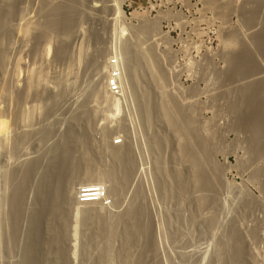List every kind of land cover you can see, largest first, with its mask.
I'll use <instances>...</instances> for the list:
<instances>
[{"label": "bare ground", "instance_id": "bare-ground-1", "mask_svg": "<svg viewBox=\"0 0 264 264\" xmlns=\"http://www.w3.org/2000/svg\"><path fill=\"white\" fill-rule=\"evenodd\" d=\"M65 1L67 2V0H65ZM83 1H86V0H75V1L73 0V2L75 4L79 3V5L82 4ZM240 1H242L243 2L242 4H244L245 2L247 3L248 0H240ZM207 2L211 7L213 6L212 8H215V9L217 8V12L219 11L222 14H224V12H226V11L228 12V10L230 11V10L234 9L237 11V9H239V12L241 11L240 16H242V19H241L242 24H247V23L251 24L252 20L256 18L255 16L261 14V13H257L256 9L258 7L255 8L256 6L251 8V9H248L247 6H245V5H239V6L235 5L234 4L235 2H233L232 0L227 1V2H224V0L223 1L208 0ZM19 3H22V0H0V29L3 27L5 29H7L6 27H8V25L6 26V24L10 20H12L13 18L19 17V13H20L19 7H18ZM39 3H40V0H39ZM44 3H45V1H44ZM84 3H86V2H84ZM69 4H71V3H69ZM45 5H46V3H45ZM263 5H264V1H263ZM65 6L66 5H64V8H63V5L59 4V5L51 8V9H49V12L47 13L48 16H50V15L52 16L53 15L52 13H55L56 15L58 12L63 13L64 10H67L65 8ZM70 6L72 7L74 5H70ZM104 6H105V4H104ZM66 7H68V6H66ZM236 7H239V8L236 9ZM39 8H41V6ZM39 8H38V10H39ZM80 8H81V6H80ZM111 8H109V9H111ZM260 8L261 7H259L258 10H260ZM102 10H103V8H102ZM43 12H47V11H43ZM66 12H69V11L67 10ZM60 13H58V14H60ZM262 13H263V11H262ZM43 15H44V13H43ZM64 15H66V14H64ZM27 16H29V15H27ZM68 16H70V15H68ZM262 16H263V18L261 19V21L263 20V22H261L260 30L254 32L252 34L250 33L249 35H247L248 33L246 34L248 37V40L251 42L250 43L251 47L247 44V41L243 40V37H241L242 36V35H240L241 31L239 32L238 30H236L235 32H232L228 35V38H227L228 41H227V43L224 42L225 43L224 45L227 44L226 46H228L229 48H231V47L234 48L235 53L232 56H228V55L226 56L225 55L226 56L225 61L229 60L232 63V66L230 65L231 66L230 69L228 71L224 72V74H223V76L225 75V79L222 78V79L226 80L228 82V84L227 85L225 84L227 87H225V86L222 87V90L218 88L219 90H221L220 92H218L219 90L216 91V93L217 92L220 93V94H218V96L216 95L217 97H220V99H221V96L225 99L226 98L228 99V96L232 95V99L230 98L231 100H229L227 103V110L225 112V113H228L230 116V117L229 116L228 117L231 118L230 127L232 129L236 130V132L238 131L239 133H242L244 135V141L243 142L245 143L246 151H247L248 155L250 156V159L256 158V159H260V160L262 158H264V15H262ZM21 17H22V15H21ZM25 17L23 16V18H25ZM60 17H61V15H60ZM50 18L48 17V20L43 21L42 23L39 22L36 24L33 21H32L33 24H31L32 22L30 21L31 22L30 25L32 28L30 26L26 27L27 25L24 26L22 23L21 27L23 25V27H26L27 30L25 28L20 29L19 28L20 26H17L16 24L15 25L17 27L14 29L22 31V34H24L26 36V33L28 35H29V33H32L29 31L30 28H31V31L34 28L37 32L35 30H33L36 32V36L33 35V37H35L33 39H35L34 42L36 41L37 44L39 43V41H41L42 39H44L47 36H51V37L58 39L59 44H57V46H55L54 51H53V48H51L52 45L50 46V41L46 42L43 45L44 47L42 46L43 47L42 50H43V54H45V53L47 54L52 49V51L54 53L53 54L54 57L56 58V60L60 61V60L65 59V55L67 54L66 52L68 50L66 48H68V47H66V42H67V39L69 38V36L71 35L74 27L76 26V20L73 18L72 21L68 20V22H66L65 21V20H67L66 19L67 17H66L64 19L58 18L60 21L57 20L58 21L57 22V21H55L56 19L52 20ZM69 18L71 19V17H69ZM61 19L64 22H62ZM257 19H258V16H257ZM13 20H15V19H13ZM18 24H19V22H18ZM10 25H12V24H10ZM10 25H9V27H10ZM154 25L153 24L150 25V23L148 25H146V24L140 25V27L138 29H136L137 31H136L135 36L138 35V37H140V36L145 37L147 35L149 36L150 34L152 35L153 30H154ZM11 27H13V26H11ZM121 27L118 30L117 26H116L114 28L113 33H115L117 35L121 34L125 30L124 26L122 28ZM240 28H241V26H240ZM8 30H10V32H11V28H9ZM116 30H117V33H116ZM118 31H119V34H118ZM111 32H112V30H111ZM2 33H4V32H2ZM13 34H14V32H13ZM13 34H11V35H13ZM11 35H9V32L4 33L3 35L0 34V100H3V99L5 100V99H8L9 97L10 98L13 97L12 99H14L15 100L14 102H16L17 103L16 105H18L19 101L20 102L23 101V97L24 98L26 97V96L22 97V95H26V94H24L25 90L23 91V89H22L23 93L21 91V94H22L21 95L19 93L20 88L19 89L16 88V87H18L19 84L18 85L15 84L14 90H12V91L7 86V84H6V71H5L6 70L5 68H7V67H5L7 57H6V53H5L6 51L3 50V47H2V46H5L4 45L5 43L3 44V41L5 39L7 41V38L10 37ZM135 36H134V38H135ZM4 37H6V38L4 39ZM11 37H13V36H11ZM20 38H21V36H20ZM93 38H94L95 43L98 44V40H99L98 35H94ZM33 39L31 38V40H33ZM118 39H120V36ZM244 39H246V36ZM25 40H27V38ZM31 40H29V41H31ZM99 42H100V40H99ZM114 42H117V41H114ZM123 42L124 43H122V45H120L119 54L118 55L116 54V56H115L116 59H119V60H116L115 58H111L110 62L108 61L110 64L111 70H110V74H107V76L104 77L103 75H105V74H103V72H102L106 63L104 65L98 63L96 61L95 57H93L91 59L89 58V60L85 62L84 68L88 67L87 70H89L90 73L88 74L89 76L87 75L88 78L86 77L87 80L85 78H84V80H82L85 84V88L82 87L83 88L82 90L79 88L78 95L76 93L77 96H75V97H77V98L76 99L74 98L75 100L73 101L74 102L73 103L74 108H73V106L69 105V107L71 106L70 108H67V110L65 109L66 111H64V112H60L59 106L61 104H59V102H61L64 97L62 98V95H61V97L59 96L58 97L59 99L56 100L54 98L55 96L48 95L47 97H45V99L43 98L44 101L42 100L43 103L44 102H50V104L47 103V105H49L48 107H46L47 105L45 106L46 107L45 108L46 114L44 116V118H45L44 120H47V119L51 120V117H52V121L48 120L46 122H42V124H39V125L37 123L38 126L35 127L36 126L35 124H34V126H29V125H31V124H28L29 120H30L29 115L26 114V116H24V115L18 116L16 114L17 117H16V115H14L15 118H17V120L15 121L16 124H17V121L19 120V117L21 116L22 120H20V122H21L20 124H22V122H23L24 124L26 123L25 124L26 126L27 125L28 126L26 128H23L21 130V132H19V133L17 131V134L16 133H15L16 135L14 134L15 138L12 137L13 138L12 148L13 149H12L10 156H11V158L14 159V162H15L14 167L12 169L8 170V172L3 170V171H5L3 173L1 172V169H0V172L2 173V176H0V178L2 180H4L6 177L5 182L7 181V183H8V186L6 188H8L7 190H9V194H8L9 196L7 195L8 201H6V202H8L7 204L9 205L7 216L5 217L2 214L3 212L0 211V264H62V263H64V261H68L69 256H70V252L72 250L70 251L71 247L69 248L68 246H70V245L67 246L66 243L69 240L71 232L73 231L72 227H74V225L72 223V220H73L72 217L75 214H77L78 217L80 218L77 220L78 221L80 220V225L81 224H82V226L84 225L83 226L84 228H86L85 226H88V224H90V223H88V222H91L89 220H92V221L94 220V225L96 224V226H97V231H95V230L94 231L96 232V234L98 232L97 236H99V232H100V231H98L99 227H101V225H103V224H101V223H103L102 222L103 218H101L100 214L102 212H104L107 207H110L111 205H113L117 201V199H119V196H120L123 188L125 187V184H127L126 183L128 181L127 175H129L130 174L129 172L130 171L132 172V170L134 169V163L135 162L133 161L132 152H131L132 149L130 147V143L128 145V143H126L124 140L122 142H125V143H123L121 145H118L119 143L117 145H114L115 140L113 142L110 141V143H108L107 140H105V142L107 144L104 142L105 145L103 146V148L106 149V150L105 149L104 150L108 154L107 153H104V154H107L108 158L110 157L109 160H110L111 165L109 164V166H111V167L110 168L108 167L109 169H107V171L106 170L104 172L100 171V172H102L100 174L98 173V174L94 175V174L90 173L89 171H91V170L88 171L87 166L89 167L93 164L92 163L93 159L91 158L92 161L89 159L86 160V158L82 160L83 156L82 157L81 156L76 157L74 154L76 147L79 146L80 148L83 147L86 149L87 148L86 144L88 145V143L90 144V142L88 141V138H87L88 135H86L84 130L80 131L79 129H76L78 127H75L76 126L75 124L76 123L78 124L79 120L75 116L73 111L75 112L76 109L83 107V104L88 97L87 94L89 92L93 91L92 93L93 94L95 93L94 95L96 97L101 96V97H98V99L101 98V100H103V102L109 104L108 106H110V107H109L108 112L110 114V117H114V116L118 115L120 113V110H121V102H120L121 99H120V97H118V95H120L119 94L120 92H121V94L125 93L124 90L126 91L127 88L124 89L126 87V85H124V84H126V83L130 84L129 86L127 85V87L131 86L132 90L130 91V94L133 93V95H131V97L134 96L135 100L133 98L132 99H133V101L136 102L135 104H137V106H134V107L138 109L137 112L140 114L139 117L142 118V119L139 118V120L140 119H141V121L143 120V122H144L143 124L148 126L149 124L152 125L151 123H153V119L155 120L154 117H156V118L159 117L164 123V124H162V123L161 124L164 125V127H166V130H167L166 133L167 134L164 133V135H162V136L154 134L155 136L151 137L150 145L149 144L148 145H149V148L151 149L150 152L153 151L156 154V155H154L155 159L153 161V163H154L153 169L155 170L156 175H157L156 177H157L158 186H159L158 189H160V192H162L164 198H167L169 200H171V199L174 200V207H175L174 216L176 214L175 217H177L176 220L180 221L179 222V223H181L180 226L185 225L187 222V219L185 218L186 214L184 216V214L181 210V208H182L181 203L182 202L179 198L182 197L180 195H182L183 192L188 191L187 189H189L190 191H192L191 192L192 199H190V201H192V203L194 202L196 207L203 208V209L209 208V207L213 208V212L211 214L205 216V219L202 222L201 228L204 229V231H207L210 234L209 236H211V241L213 242V244L212 243H210V244L213 245V248H212L213 254L215 256V259L218 260L217 263L218 264H253L254 260L249 255L250 252L249 253L247 252L248 248L246 249V247H248V246L245 245V239L243 238L244 236L238 230L232 216L226 210L227 208L225 207V204L223 203V201L220 197V195H221L220 189H222V187H223V185L221 183V172H222V170H220L219 169L220 167L218 168V166L212 162V153L215 151V146H213V144H211V142H212L211 141L212 140L211 132L212 131L210 132L207 129V127L205 128L206 125L201 126V125H197L195 123V121H194L195 118L193 116L194 115L193 114L194 109L192 108V106H187V107L185 105L183 106L177 100V97L176 98L174 97V95L173 96L169 95L167 98V96L164 94L163 89L161 88V85H162V81L165 80V78H166V73H165V71H163V68L161 69V66L157 62L155 55H153L155 53H153V51H150V49L149 50L147 49V51L145 49L144 50L145 52H141V53H140L141 50H139L140 54L143 53V55L141 57L139 55V57H140L139 58V57H137L138 55H136L138 53L134 52L135 50H137L139 48L137 47V49H135L134 51H133L134 47L131 48L132 47L131 43H133V45H135L134 42L133 41L131 43H127L128 41L127 42L123 41ZM136 44H137V42H136ZM224 47H222V48H224ZM33 48H35V47H33ZM229 48H228V50H229ZM234 49H233V51H234ZM96 50H98V49H96ZM151 50H153V49L151 48ZM30 51H32V49ZM36 51H38V50H36ZM80 51H79V53H80ZM40 53H42V52H40ZM98 53L96 55L97 56L96 58L100 59L101 57H100V54H98ZM83 55H85V54H83ZM79 58H80V56H78L77 60H79ZM16 61H15L16 64H15V67L13 70V75H12V77L14 76V78H11V80L15 79V78L18 79V75L20 73L19 66H21V65L18 66V63L20 62V60L18 62H16ZM116 61H118L119 64ZM13 63H14V61H13ZM103 63H104V61H103ZM142 63L145 65V68H144L145 70L144 69L143 70L145 71V75L147 73V75L149 77L148 79L151 81V83H149V81H148V83L152 84L151 85L152 88H149V87L145 88V86H144L145 89L143 87H141L140 88L141 90L139 91L138 90L139 86H141L143 83L140 84V77H139L140 75L137 72L140 70L141 67L139 68V66H142ZM109 64H108V66H109ZM138 68H139V70H137ZM37 69L32 68V71H36V73L35 72L33 73L30 70L31 73H30V76L28 75V84H27V81H25L26 84H24V85L26 88L28 85L29 90H31V89L37 90V87L40 88V82L39 81H41V79H42V81H44L43 76H41V74L43 75L44 72H42L41 69H38L39 71L37 72ZM84 70H82V72ZM142 73H143V71H142ZM84 74L86 75V73H84ZM85 75H84V77H85ZM141 75H144V74H141ZM17 79L15 80L16 82L14 80L13 81L15 83L19 82V81H17ZM76 79H78V78H76ZM79 79H82V78L80 77ZM106 79L107 80H114L115 84L118 86V94L117 95H115V94H113V92H111L110 88L108 87L109 81H108V83H106L107 82V81L105 82ZM26 80H27V77H26ZM226 81H225V83H226ZM81 86H83V83ZM228 86H229V88H228ZM30 87H31V89H30ZM33 87H35V88H33ZM106 87H107V89H106ZM49 88H51V87H49ZM220 88H221V86H220ZM223 88L224 89L227 88V89L223 91ZM15 90H16V92H15ZM29 90H27L26 92H28ZM211 94H213V93H211ZM58 95H59V93H58ZM64 96H65V94H64ZM67 97H69V96H67ZM90 98H91V96H90ZM68 99L70 100V98H67V101H68ZM67 101H66V103H67ZM14 102L12 103L13 105H15ZM63 102H62V104H63ZM70 103H72V102H70ZM20 105H21V103H20ZM16 107L18 108V106H16ZM39 107H41V106H39ZM64 107L65 106H63L62 108H64ZM83 109H84V107H83ZM58 111L60 114H56V112L58 113ZM1 112H0V114H1ZM137 116H138V114H137ZM15 118H14V120H15ZM15 122H13V124H15ZM86 123L84 125L87 126ZM139 123L141 124L142 122H139ZM143 124H141V125H143ZM17 125H19V124H17ZM202 125H204V124H202ZM4 127H6V126H4ZM9 127H11V126H9ZM21 127H23V126H21ZM149 127H151V126H149ZM6 129H8V128H6ZM125 133H126V131H125ZM123 137L125 138V136H123ZM124 138H122V139H124ZM104 139H106V138H104ZM172 139L174 142L172 141ZM31 142H32V144L34 142L35 147H33L34 148L33 153L28 155L26 153V149L30 146L29 144H31ZM170 142L174 143V145L176 146V149L175 150L171 149V150H174L173 154L169 156L170 161L168 160L169 166H171V168H170L171 171L167 172V168L169 166H168V163H167V165L165 164V159H164V157H161V155H162L161 152H162V148L164 146L166 147V145L169 146ZM106 145H107V147H105ZM175 146L173 148H175ZM81 150H82V148H81ZM90 150L92 151V149H90ZM82 151H84V149ZM85 152H86V150H85ZM85 152H84V154H87ZM171 153H172V151H171ZM151 159H153V158H151ZM257 161L258 160H256V163H257ZM83 162H85V168H87V169H85L84 167L81 166ZM88 162L91 165L90 164L88 165ZM105 164H107V163H105ZM165 165L168 167L166 168ZM81 168H84L85 170L82 169L83 170L82 171ZM94 172H96V171H94ZM256 172L259 173V171H256ZM258 173H255V174L258 175ZM259 175H260V177L261 176L263 177V182L261 184V186H262L261 188L263 189L262 191L264 192V169L261 170V173ZM130 176H128V177H130ZM256 177L257 176H255V178ZM82 188H85L86 191H91L87 195H91L93 197L87 198V201L84 203H79V202H77V197L79 196ZM191 194H189V195H191ZM121 195H123V194H121ZM183 195H185V194H183ZM132 196H133L131 198L132 201L130 200L131 204L128 208V211L126 210L127 212H125V214H124V216H125L124 220L122 219V216H121L122 220L120 219L121 222L118 220V223L120 222V224L117 225L120 227V228L118 227L119 230L117 229L118 232L120 233V235H118V236H120L122 238V239L120 238L122 241V246L120 248V251L118 252V253H120V261H121V262H118L119 264H145V261L143 263V259L145 258V257L143 258V254L149 248V246H151V242L154 240V238L152 240V235H153L152 234V231H153L152 227L153 226H151L152 221H151V217H150V214L148 212L147 205H146L144 193L141 190V188L139 187L135 190V192ZM229 197L231 198V200H233V202L237 206L241 205V201L239 200V197H240L239 193H237V192L236 193H230ZM1 200H2V198L0 196V202H1ZM246 204H247V202H246ZM250 205L251 204H249L248 206H250ZM0 206H3L2 203H0ZM241 206L243 207V205H241ZM103 215H105V214H103ZM169 215H170V213H169ZM87 220H88V222H87ZM75 221H74V223H75ZM5 222L6 223L8 222L7 225H10L9 226V229H10L9 236H7L5 234V231H4V227H5L4 223ZM92 224H93V222H92ZM103 226H105V225H103ZM75 227H76V225H75ZM89 227H91V225ZM87 229H88V227H87ZM94 229H95V227H94ZM90 230L91 229L88 230L89 232L86 231V234L88 233L89 235L88 234L85 235L89 238V239H87V240H89L88 243L93 242V240H95L94 242H96L97 237L94 234V231H92V230L90 231ZM109 230H110V228H109ZM103 231H105V230H103ZM257 233H256V231L253 230V231H250L248 234V236L251 237V239H254V240L250 239L254 243H255V240L257 241V239H258V238H256ZM204 234H205V232H204ZM114 235H117L116 232ZM102 236L103 235H101V237ZM257 237H259V236H257ZM72 239H73V237H72ZM84 240H86V239H84ZM8 241H10L9 243H11V246L13 245L14 249L16 248V250H15L16 256H17L16 261H13L9 258V251L7 248ZM86 241H85V243H86ZM203 241H204V239H203ZM185 243H186V241H185ZM189 243H190V241H189ZM192 244H194V243H192ZM192 244L190 246H192ZM196 244H197V242H196ZM196 244H194V245H196ZM200 244H202V243H200ZM83 245H85V244H83ZM203 245H204V243H203ZM250 245L251 244H249V246ZM85 248H88V247L85 246ZM188 248H189V245L184 246V248L182 249L184 252L182 254H183V257H185L187 264H204V261H206V255H204V253L202 251H204L205 254L207 251V258L210 257V256H208L209 255L208 249H210V248H208L205 251L206 248L204 246V250L201 251V249L199 250L198 249L199 247H198L197 251L196 250L195 251L198 253H199V251L202 252L200 255L195 253V252H194L195 254L191 253L190 252L191 250L188 251ZM84 250H86V249H84ZM261 251H262L261 253H260V251H258L260 253V257H261V263L260 264H264V248L261 249ZM13 252H14V250H13ZM151 252H153V249ZM51 254L53 255V258L51 256V259H50ZM147 254H149V253H147ZM88 255H85V256H88ZM95 257H97V256H95ZM104 258L105 257L102 258V255H99L98 258L91 259L90 262H93V261L94 262L90 263V264H109L107 261H105L106 259L104 260ZM86 259H87V257H86ZM149 259H150V257H149ZM146 260H147V258H146ZM252 260H253V262H252ZM88 262H89V260H88ZM205 263H207V262H205ZM184 264H186V263H184Z\"/></svg>", "mask_w": 264, "mask_h": 264}, {"label": "rangeland", "instance_id": "rangeland-1", "mask_svg": "<svg viewBox=\"0 0 264 264\" xmlns=\"http://www.w3.org/2000/svg\"><path fill=\"white\" fill-rule=\"evenodd\" d=\"M62 1L63 0H40V3H39V0H26V1L22 0V3H19V6H18L19 12L21 13V14L19 13L20 18L19 17L13 18L15 20L12 19L6 24V26L8 25V27H6L7 29H5L4 27L0 29L1 35H3L6 32H9V35H11L14 32V34L11 35L13 37L11 36L8 37L7 41L5 39L6 37H4L5 40L3 41V44L5 43L4 44L5 46H2L3 50L6 51L4 52L6 53V57H7L6 64H5V67H7L5 68L6 69L5 70L6 71V84L9 87V89H11V91L14 90L15 84L17 85L19 84L18 87H16L18 89L20 88L19 93L21 94V91L23 89V91L25 90L24 94H26V95L21 94L22 97L23 96H26V97L25 98L23 97V101L21 102L19 101L18 105H16L17 103L14 102L15 101L14 99H12L13 97L11 98L9 97L8 99H5V100L4 99L0 100L1 102L0 112L2 111L0 114V123H1L0 124V143H1L0 144V169H1V172L2 173L5 171L8 172V170L14 167L15 165L14 159L11 158L10 156L12 149H13L12 140L13 138H15L17 131L19 133L21 132L23 128H26L28 126V125L26 126L25 125L26 123L24 124L23 122L22 124H20L21 123L20 120H22L21 116L19 117V120H18L19 122L17 121V124L19 125H17L15 122L17 118H15L14 115L16 114L18 116L19 115L26 116V114L29 115L30 120L28 124H31L29 126H34L35 124L36 125L35 127H37L39 124H42V122H46L48 120L52 121V117H51V120L50 119L44 120L45 119L44 116L46 114L45 108L49 106L47 105V103L50 104V102L43 103L44 101L43 98L45 99V97H47L48 95L55 96L54 98L56 100H58L59 99L58 97L59 96L61 97V95H62V98L63 97L65 98V99L63 98V100L61 99L62 101L59 102V104H61L59 106L60 112L66 111L67 108H70L71 106H73L74 108L73 101L77 98L75 96L78 95L79 88L81 90L83 89L82 87L85 88V84L82 80H84V78L87 80L89 76L88 74L90 73L89 70H87L88 67L84 68L85 62L88 61L89 58L91 59L95 57L98 63L103 64V65L106 63L105 67L103 66L104 69L102 71L103 74H105L103 75L105 77L107 76V74H110V70H111V67L109 64L110 59L111 58L116 59L115 56L116 54L117 55L119 54L120 45L124 43L123 41L125 42L128 41L127 43H131L133 41L135 44L133 45V43H131L132 44L131 48L134 47L133 51L137 49V47L139 48L137 49L138 51L137 50L134 51L138 53L136 54L138 55L137 57H139V55L141 57L143 53L142 54L140 53L145 52L144 51L145 49L146 51L147 49L148 50L150 49V51H153V53H155L153 55H155L157 62L161 66V69L163 68V71H165L166 73V78L165 80L162 81L161 88L163 89V92L167 96V98L169 95H172V96L174 95V97L175 98L177 97V100L183 106L184 105L186 107L192 106V108L194 109L193 116L195 118L194 119L195 123L201 126L206 125L205 128L207 127V129L210 132L212 131L211 141L213 143L211 142V144L215 146V151L212 153V162L216 164L218 168L220 167L219 168L220 170H222L221 183L223 187L222 189H220V193H221L220 197L223 203L225 204V207L227 208L226 210L232 216L238 230L244 236L243 238L245 239V245L248 246L246 247V249L248 248L247 252L248 253L250 252L249 255L254 260V262L252 260L253 264H258V263L260 264L261 263L260 253L263 251V250L261 251V249L264 248V192L262 191L263 189L261 188L263 177L262 176L260 177L259 174L261 173V170L264 169V158H262L261 160L256 159V158L250 159V156L248 155L246 151L245 143L243 142L244 135L242 133H239L238 131L236 132V130L230 127L231 118H229L230 117L229 114L225 112L227 110V103L229 100L232 99V95L231 96L229 95L230 97L228 96V99L227 98L225 99L222 96L220 99V97H217V96L218 94H220L218 92L222 90V87L224 86L227 87L226 85L228 84V82L224 80L225 75L223 76V74L224 72L230 69V67L232 66V63L229 60L225 61L226 56L227 55L232 56L235 53L234 48L232 47L229 48L228 46H226L227 44L224 45L228 41L227 39L228 35L232 32H235L236 30H238L239 32L241 31L240 32L241 33L240 35H242L241 37H243V40H246L247 44L251 47V44H250L251 42L248 40L247 35L260 30L261 22H263V20L261 21V19L263 18L262 15H264L263 14L264 13V10H263L264 0H259V1L258 0L256 1L248 0L247 1L248 4L246 2L242 4L243 2L240 0H232L233 2H235L234 3L235 5H238V6L245 5L247 6L248 9H251L255 6H256L255 8L258 7L256 11L257 13H261L262 15L261 14L256 15L255 16L256 18L252 20L251 24L249 23L242 24V21H241L242 16H240L241 11L239 12V9H237L239 7H236L237 11L232 9L222 14L219 11H218L219 13L217 12V8L216 9L212 8L213 6L211 7L208 4L207 2L208 0H86V1H83L82 3L83 5L82 4L79 5V3L75 4L73 0L72 1L67 0V2L65 0L63 2ZM220 1H223V0H220ZM227 1H231V0H226V1L224 0V2H227ZM59 4H62L63 8H64V5L68 6V7L65 6V8L69 12H66L67 10H64L63 13L58 12L60 14L57 13V15L55 13H52L53 14L52 16L51 15L48 16L47 13L49 12V9ZM70 5H74L72 6L73 8ZM40 6L42 9L39 8ZM37 7L39 8V10ZM259 7H261L260 10H258ZM43 11H47V12H43ZM67 14L70 16H68ZM27 15L29 16L31 15V16L29 17ZM23 16L24 17L26 16V17L23 18ZM47 16L49 18L51 17L50 19L52 20L56 19L55 21L59 20L60 18L64 19L66 17H67L66 18L67 20H65L66 22H68V20L72 21L73 18L76 20V26L74 27L71 35L69 36L66 42V47H68L66 49L69 52L67 51L66 52L67 54L65 55V59L60 60V61L56 60V58L53 55L55 46L59 44L58 39L51 37V36H47L44 39H42L43 41L42 40L39 41L41 45L39 43L37 44L36 41L34 42L35 39H33L35 38L33 37V35L36 36L37 31L34 28L33 30H35L36 32L33 30L31 31L32 27L30 23L32 21L35 22V24L39 22L42 23L43 21L48 20ZM257 16H258V19H257ZM69 17H71V19ZM33 22L31 24H33ZM62 22L64 21L62 20ZM22 23L24 26L27 25L26 27L30 26L31 28L29 27L30 30L29 29L28 30L32 33H29L27 31L29 35L26 33V36H25L24 34H22V31L14 29L17 26H20L19 27L20 29L21 28L26 29V27H23V25L21 27ZM149 23L150 25L155 24L152 35L150 34L149 36L147 35L145 37L144 36L138 37V35L135 36L136 31H137L136 29H138L140 25L142 24L148 25ZM239 25L241 26V28ZM112 26L113 27L117 26L118 30L120 29L121 26L122 27L124 26L125 30L121 34H119V31H118L119 35H117L113 33L115 27L113 28ZM9 28H11V32L13 31L12 33L10 32V30H8ZM116 33H117V30H116ZM93 34L98 35V39L100 40V42L98 40V44L95 43ZM119 36H120V39H118ZM245 36H246V39H244ZM26 38L27 40H25ZM31 38L33 40H31ZM48 41H50V46L52 45L51 48H53V51L50 48L51 50L47 54L45 52H44L45 54H43V50H42V48L44 47L43 45ZM114 41H117V42H114ZM36 45L37 46L39 45V46L37 47ZM151 48L153 50H151ZM31 49L33 52L30 51ZM139 50H141L140 53H139ZM79 51L81 54L79 53ZM97 53L100 54V57H101L100 59L96 58ZM78 56H80L79 60H77ZM19 60L20 62L18 63V66L19 65L21 66H19L20 73L18 75V79L15 78L11 80V78H14V76L12 77V75H13V70L16 64L15 61L18 62ZM116 60H119V59H116ZM116 62L119 64L118 61ZM143 65L144 64L142 63V66H139V68L141 67L140 70L139 68L137 69L139 70L137 73L140 75L139 76L140 84L143 83L141 86H139V89H138L139 91L141 90L140 88L141 87L144 88V86L145 88L147 87L152 88L151 87L152 84H149L151 83V81L148 79L149 77L147 73L145 75V71H144L145 65L144 66ZM32 68L41 69L42 72H44L45 74V75L44 74L42 75L40 73L41 71L39 72L41 76H43L44 81H42V79L41 81H39L40 88L37 87V90L36 89L32 90L31 87H30L31 90H29L28 85H27V88L24 85L26 84L25 81H27V84H28V75L30 76ZM38 69H37V72L39 71ZM82 70H84L85 72L84 71L82 72ZM32 72L36 73V71H32ZM84 73H86V75ZM141 74H144V75H141ZM26 77H27V80H26ZM80 77L82 79H79ZM16 79L19 82L15 83ZM108 81L110 82V80H107V79L105 80L106 83H108ZM82 83H83V86H81ZM124 85H126L124 89L127 88L126 91L124 90L125 93L121 94L120 92L119 93L120 95H118V97H120L121 99L120 101L121 110L118 115L114 117H110V114L108 112L109 107H110L108 106L109 104L103 102L101 98L98 99V97H101V96L96 97L94 95L95 93L94 94L92 93L93 91L87 94L88 97L86 96L87 99L85 100L83 104L84 109L83 107L78 108L76 109L77 112L75 111L76 113L73 111V113L79 120L78 124L77 123L75 124L76 125L75 127H78L76 129H79L80 131L84 130L86 135L89 136V137L87 136V138H88V141L90 142V144L89 143L88 145L86 144L87 146L86 149L81 147L82 150L84 149V151H82L79 146L76 147L74 154L76 157L83 156L82 160L85 158L86 160L87 159L91 160V158L93 159V161L91 160L93 164L91 165L89 161L88 165L90 164L91 166L89 167L87 166L88 171L91 170L89 171L90 173L94 175L98 173L100 174L104 172L105 170L107 171V169L111 167L109 166L110 157L109 158L107 157L108 153L105 151L106 149L103 148V146L106 143L105 140H107V142L110 143V141L113 142L114 140L119 139L120 142L118 145H121L125 142L128 143V145L130 143V147L132 149L131 150L132 157L135 163H134V169L132 170L133 173L130 171L129 172L130 174L128 173L129 175H127V180H128L126 182L127 184H125V187L123 188L121 192V194L123 195L120 194L119 199H117V201L113 205H111L110 207H107L105 210L106 212L105 211L102 212L105 215H103L102 213L100 214L101 218H103L102 219L103 223L101 224L105 226L101 225V227H99V230H98L100 231L99 236H97L98 232L97 234L95 232L97 231V226L96 224L94 225V220L93 221L89 220L91 222H88L87 220V222L90 224H88V226H85L86 228H84L83 227L84 225L83 226L82 224L80 225V220L79 221L77 220V219H80L77 214H75L72 217L73 220L74 221L76 220V221L74 223V221L72 220V223L74 225V227H72L73 231L71 232L72 236L70 235L69 240L66 243L67 246L70 245L68 247L69 248L71 247L70 251L71 250L72 251L70 252L69 260L64 261V263L62 264H65V263L66 264H90L94 262L93 260H92L93 262H90V260L94 258H98L99 255H102V258L105 257L104 260L106 259L105 261H107L109 264H119L118 262H121V261H120V253L118 252L120 251V248L122 246V241H121L122 238L118 236L120 235V233L118 232L119 226L117 225H119L121 222L120 221L121 216H122V219L124 220V217H125L124 214L125 212L128 211V208L131 204V201H132L131 198L133 197L132 195L134 194L135 190L139 187L141 188L145 196L146 205H147L148 212L150 214L151 221H152L151 226H153L152 227V230H153L152 240L153 238L155 240L151 242L152 247L149 246L150 249L148 248L144 252L143 258L145 257L144 258L145 260L143 259V263L145 261V264H184V263L187 264L185 257H183L182 253L184 252L182 249L184 248V246L189 245L188 251L191 250L190 251L191 253L195 252L200 255L203 252L204 255H206V261H204V264H218L217 263L218 260L215 259V256L213 254V249H212L213 245L210 244V243L213 244V242L211 241V236H209L210 234L207 231H204V229L201 228L202 222L204 221L205 216L211 214L213 212V208L209 207V208L203 209V208L196 207L195 203L194 202L192 203V201H190V199H192V194H191L192 191L187 189L188 191L183 192L182 195H180L182 197L179 198L182 202L181 210L184 216L185 214L187 216V217L185 216V218L187 219L186 224L183 226H180L181 223H179L180 222L179 220H176L177 219V217H175L176 214L174 216V213H175L174 212L175 211L174 200L173 199L169 200L167 198H164L162 192H160V189H158L159 186H158V180L156 177L157 175H156L155 170L153 169L154 168L153 161L155 159L154 155L156 154L153 151L150 152L151 149L149 148L151 137L155 135L162 136L164 135V133L167 134L166 127L162 125L164 123L159 117L157 118L154 117L155 120L153 119V123H151L152 125L150 124L148 126L144 125L143 120L141 121L142 118L139 117L140 114L137 112L138 109L134 107V106H137V104H135L136 102L133 101L134 96L131 97V95H133L132 93L133 91L131 92L132 94H130V91L132 90L131 86L127 87V85L128 86L130 85L129 83L128 84L126 83ZM25 88L29 91L26 92L27 90ZM218 88L221 90H219ZM226 89L223 88V91ZM216 91L218 92L216 93ZM214 95L215 96L217 95V96L215 97ZM67 98H70V100L68 99L67 101ZM13 102L15 103V105L12 104ZM69 105L71 106L69 107ZM16 106H18V108ZM63 106H65L66 108L65 107L62 108ZM59 111L58 113L56 112V114H60ZM139 118L141 119L139 120ZM13 122H15L16 125L13 124ZM139 122H142L141 124L143 125H141ZM85 123L87 124V126L84 125ZM123 136H125V138ZM124 140L125 142H122ZM171 143L172 142H170L169 146L168 145H166V147L164 146L161 152L163 155V156L161 155V157H164L165 164L167 165L168 163V166H169V161H170L169 156L172 155L173 151L176 149V146L174 145V143L172 144ZM29 145L30 146L26 149V153L28 155L33 153L34 151L33 147H35L34 142L33 144L31 142V144ZM114 145H117V144H114ZM174 146L175 148H173ZM105 147H107V145ZM90 149H92V151ZM171 149H174V150H171ZM84 152L87 154H84ZM104 153H107V154H104ZM256 160H258L257 161L258 164L256 163ZM81 166L85 168V162H83ZM168 166H166V168ZM84 168H81V170ZM170 168L171 166L167 168V172L171 171ZM256 171H259V173ZM1 172H0V176H2ZM255 173H258L259 176ZM128 176H130L131 178ZM255 176H257L258 178L257 177L255 178ZM5 179L2 180L0 178V189H1L0 196L2 198L0 203H2L3 205V206H0L1 207L0 211L3 212L2 214L6 217L8 214V206H9L7 204L8 202H6L8 201L9 190H7L8 188H6L8 186V183L7 181L5 182ZM236 192L239 193L240 195L239 200L241 201V205H243V207L241 205L237 206L233 202V200H231V198L229 197L230 193H236ZM248 203L251 205L248 206L249 205ZM118 220L120 221L119 223H118ZM7 224L8 222L4 223V226H5L4 231H5V234L9 236L10 234L9 226L10 225H7ZM90 225L91 227H89ZM89 229H91L92 231L95 230L94 234L98 238V239L96 238V242H94L95 240H93V242L88 243L89 240L87 239L89 238L85 235L88 234V233L86 234V231H88ZM253 230L256 231V233L258 232L257 236H259V237L256 236V238H258L259 240L258 239L257 241L255 240V243L251 241L254 239H251V237L248 236L249 232ZM115 232L117 235H114ZM101 235L103 236L101 237ZM84 239H86L87 241ZM185 241L186 243L187 242L188 243L186 244ZM9 242L10 241H8V244H7V248L9 251V258L13 261H16L17 260V256L15 252L16 248L14 249L13 245L11 246V243ZM192 243L196 244L197 246ZM191 244L192 246L193 245L194 246L193 247L190 246ZM249 244L251 245L249 246ZM85 246L88 248H85ZM204 246L206 248L205 251L208 248H210L208 249L209 251L208 256L210 257L208 258H207V251H206V254L204 251H202L204 250ZM197 248L199 250L201 249L202 252L200 251L199 253L196 252ZM84 249H86L88 252ZM152 249L154 253L151 252ZM258 251H260V253ZM85 255H88V256H85ZM51 256L53 258V255L51 254L50 259H51Z\"/></svg>", "mask_w": 264, "mask_h": 264}, {"label": "built area", "instance_id": "built-area-1", "mask_svg": "<svg viewBox=\"0 0 264 264\" xmlns=\"http://www.w3.org/2000/svg\"><path fill=\"white\" fill-rule=\"evenodd\" d=\"M108 87L110 88L111 92H113V94L115 95L118 94V86L115 84L114 80H110ZM119 141H120L119 139L115 140L114 143L118 144ZM89 192L91 191H86L85 188H82L79 196L77 197V202L84 203L87 201V198L93 197L91 195H87Z\"/></svg>", "mask_w": 264, "mask_h": 264}]
</instances>
